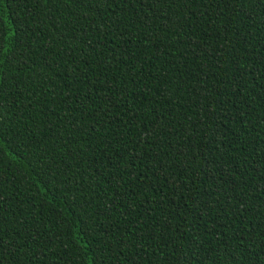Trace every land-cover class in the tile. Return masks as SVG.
Masks as SVG:
<instances>
[{"label": "trees", "instance_id": "trees-1", "mask_svg": "<svg viewBox=\"0 0 264 264\" xmlns=\"http://www.w3.org/2000/svg\"><path fill=\"white\" fill-rule=\"evenodd\" d=\"M0 21V264H264L261 0Z\"/></svg>", "mask_w": 264, "mask_h": 264}, {"label": "snow or ice", "instance_id": "snow-or-ice-1", "mask_svg": "<svg viewBox=\"0 0 264 264\" xmlns=\"http://www.w3.org/2000/svg\"><path fill=\"white\" fill-rule=\"evenodd\" d=\"M18 2L26 4V5L31 3L35 7L36 3L40 2V0H18ZM42 2L47 5L50 2L54 3L55 0H42ZM167 2L168 0H143V3L151 4L153 8H155L157 4L167 3ZM261 2L264 3V0H261ZM148 15L151 16L152 12L150 11ZM21 19L23 20V17ZM15 35H16V32L14 30L13 37H15ZM7 41H8L7 32L3 31L2 21H0V65L4 63L5 59L8 56ZM21 47L23 46L21 45ZM0 71H2V69H0ZM229 251H231V249H229ZM261 251L264 252V247L261 248Z\"/></svg>", "mask_w": 264, "mask_h": 264}]
</instances>
